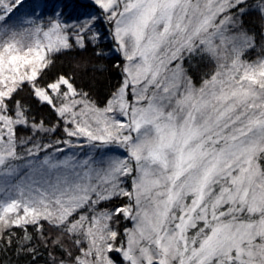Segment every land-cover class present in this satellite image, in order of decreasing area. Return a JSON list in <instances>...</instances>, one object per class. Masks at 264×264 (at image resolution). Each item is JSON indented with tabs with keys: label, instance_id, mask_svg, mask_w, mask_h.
<instances>
[{
	"label": "snow or ice",
	"instance_id": "6c2138e0",
	"mask_svg": "<svg viewBox=\"0 0 264 264\" xmlns=\"http://www.w3.org/2000/svg\"><path fill=\"white\" fill-rule=\"evenodd\" d=\"M93 2L100 14L68 24L59 12L13 19L22 0H0V241L16 237L17 254L33 259L32 241H50L61 252L51 264H116L113 252L121 264H264V55L243 59L264 53V31L258 47L243 19L257 12L264 29V0ZM101 16L125 61L105 105L71 76L40 86L56 55L95 44ZM25 84L63 120L68 139L56 143L83 155L40 160L52 145L31 136L17 151L16 128L29 122L14 97ZM117 197L127 203L99 208ZM121 215L132 222L122 234L112 227Z\"/></svg>",
	"mask_w": 264,
	"mask_h": 264
},
{
	"label": "trees",
	"instance_id": "16d2710c",
	"mask_svg": "<svg viewBox=\"0 0 264 264\" xmlns=\"http://www.w3.org/2000/svg\"><path fill=\"white\" fill-rule=\"evenodd\" d=\"M249 3V2H248ZM62 13L60 19L66 21L68 24L79 22L80 18L88 17L90 14H100V9L93 2L87 0H22V4L15 10L13 19L17 17H32L39 16L44 22L55 14ZM244 27L248 29L250 33H256V45H261L260 33L264 31L261 27V21L259 14L254 11H250L244 18ZM26 26V25H25ZM109 25L105 23L101 16L95 23L93 28L94 32L99 34V39L93 44L87 42V46L84 50L69 51L64 54L55 56V63L50 70L44 72V74L38 78L40 86H45L47 83L52 82L58 75L64 74L65 76L73 77L72 83L80 90L88 92L90 97L97 103L99 107H103L107 100L110 98L112 92L119 87L122 76L121 70L124 64V58L121 53L115 51L113 42L108 33ZM88 35H91L90 33ZM96 52H100L101 55H95ZM259 55H264L257 50L253 49L247 51L244 55L246 60H255ZM85 62H87V70H84ZM187 63H185V66ZM119 65L120 67H117ZM95 69V70H94ZM102 69V70H101ZM210 66L202 65L197 70L196 82L199 84V72L209 71ZM14 99L20 100L27 108L28 126H18L16 128L17 139L28 138L37 136L34 134L31 128V124L34 122H43L46 129H53L50 131L51 137H63V122L58 118L56 112L51 106L46 103H42L38 98L32 95V90L29 85L25 84L22 90L18 91ZM11 114V113H10ZM49 132V131H48ZM47 134V133H46ZM42 134V136L46 135ZM127 188H130V181L126 183ZM127 203V198H114L110 201L103 202L99 205V208L115 209ZM119 220V225L112 223V227L118 230L121 234L124 228H130V221H125L123 216L116 217ZM43 224L44 235H51L53 238L56 235L54 229H50L46 222ZM12 231L16 232L19 236L23 235V232L19 228H14ZM28 232L33 237H38L35 231V227L28 226ZM16 237L13 238V244L11 247H5L6 241H0V264H51L49 253L59 257L61 252L59 249H53L50 241L48 247H45L43 242L36 238L32 241V246L37 248L35 259L33 254H17L16 252ZM116 264H121V257L119 254L113 252L110 254Z\"/></svg>",
	"mask_w": 264,
	"mask_h": 264
},
{
	"label": "rangeland",
	"instance_id": "374dc122",
	"mask_svg": "<svg viewBox=\"0 0 264 264\" xmlns=\"http://www.w3.org/2000/svg\"><path fill=\"white\" fill-rule=\"evenodd\" d=\"M87 1L93 2V0H87ZM248 2H249V4H254L256 2V0H248ZM85 18L86 17H82V18H80L79 21H81V20H83ZM185 63H187V61H185ZM62 122H63V120H62ZM63 124H64V122H63ZM69 127H71V125H69ZM63 129H64V125H63ZM34 134H37V136L36 137L35 136L32 137V142H39L41 145H45V144H51L52 145L51 148L42 149V151H40L38 153V158L40 160H42L44 158V156L47 155V154H52L56 159H63L65 156L70 155V154H72L74 152H80L81 155H83V152H81V150L79 148H69L66 145H64L63 143H59V144L56 143V141H58V140L62 141L64 139H68L66 134H62L63 137H59V138L51 137L50 131L49 132L48 131L47 132L37 131ZM42 134H46V135L42 136ZM71 139L73 140L74 143H77V144L83 143V140L77 141L76 138H71ZM19 140H20V138L17 139V141H18L17 151L20 152L21 154H24V149L27 148V147H32V142H29L28 144H25V145H21V144H19ZM57 148L63 149L64 151L62 153L61 152H57L56 151ZM84 151H87V149H85ZM28 159H32V158L29 157ZM27 171H28L27 168L22 169L20 175L23 176L25 174V172H27ZM18 178L19 177L13 179L12 183H15L16 179H18ZM36 178H39L38 174H36ZM124 187L127 188L126 184L124 185ZM130 187H131V184H130ZM129 227L130 228L132 227V222L131 221H130Z\"/></svg>",
	"mask_w": 264,
	"mask_h": 264
}]
</instances>
